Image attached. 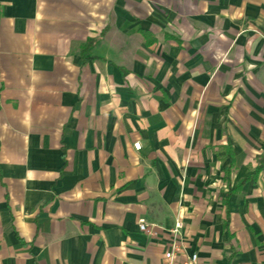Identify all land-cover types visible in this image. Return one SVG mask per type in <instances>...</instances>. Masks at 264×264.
Masks as SVG:
<instances>
[{
  "label": "crops",
  "instance_id": "1",
  "mask_svg": "<svg viewBox=\"0 0 264 264\" xmlns=\"http://www.w3.org/2000/svg\"><path fill=\"white\" fill-rule=\"evenodd\" d=\"M177 220L264 264V0H0V264H166Z\"/></svg>",
  "mask_w": 264,
  "mask_h": 264
},
{
  "label": "built area",
  "instance_id": "2",
  "mask_svg": "<svg viewBox=\"0 0 264 264\" xmlns=\"http://www.w3.org/2000/svg\"><path fill=\"white\" fill-rule=\"evenodd\" d=\"M135 150L141 149V144H134ZM183 223L177 220L174 229L171 230V240L165 252L166 264H199V256L196 253H189L187 246L181 237ZM139 229L141 232L148 231V225L145 220H140Z\"/></svg>",
  "mask_w": 264,
  "mask_h": 264
},
{
  "label": "trees",
  "instance_id": "3",
  "mask_svg": "<svg viewBox=\"0 0 264 264\" xmlns=\"http://www.w3.org/2000/svg\"><path fill=\"white\" fill-rule=\"evenodd\" d=\"M89 45H90V43H89ZM89 45H88V46H89ZM226 149H227V151H228V155H229V157H231V160H232L231 165H233V152H232V148L229 146V147H227ZM228 172H230V169H228L227 173H228Z\"/></svg>",
  "mask_w": 264,
  "mask_h": 264
}]
</instances>
